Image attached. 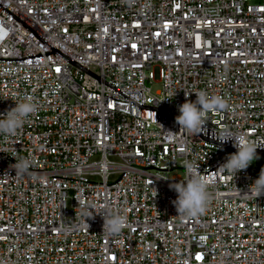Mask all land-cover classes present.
I'll return each instance as SVG.
<instances>
[{"label":"built area","instance_id":"1","mask_svg":"<svg viewBox=\"0 0 264 264\" xmlns=\"http://www.w3.org/2000/svg\"><path fill=\"white\" fill-rule=\"evenodd\" d=\"M200 92L228 107L186 133ZM26 97L37 111L0 135V264H264V0H0V117ZM223 130L261 161L218 170ZM189 164L211 193L194 217L170 188Z\"/></svg>","mask_w":264,"mask_h":264},{"label":"clouds","instance_id":"2","mask_svg":"<svg viewBox=\"0 0 264 264\" xmlns=\"http://www.w3.org/2000/svg\"><path fill=\"white\" fill-rule=\"evenodd\" d=\"M187 96V95H186ZM15 107L0 117V135L5 137L15 136L19 129L23 127L28 117L37 111V105L30 98H25L22 102L15 103ZM228 105L219 97L209 98L204 92L196 93V100H186L179 106V115L175 118L176 123L186 133L198 134L205 125L206 115L210 111L226 110ZM173 133L172 131H168ZM221 143L229 140L234 141L233 146L237 151L230 154L227 161L222 164L218 170L227 171L230 174H237L241 170H245L253 162L258 159L257 147L247 139L243 134H234L228 130H223L219 135L213 136ZM31 166V162L27 159L16 161L12 168L16 170L17 175L25 174ZM189 179L186 182H179L170 185V188L177 193V199L173 201L177 212L181 216L194 217L202 215L207 208L211 198L209 192V183L198 174V170L191 164L187 166ZM249 194L256 198L264 195V168L261 169L259 178L249 187ZM93 210V209H91ZM90 209L85 211L81 209V214L88 216ZM102 215L103 233L107 237L119 235L126 226V217L120 214H113L107 207L103 211L96 212ZM92 216H88L91 218Z\"/></svg>","mask_w":264,"mask_h":264},{"label":"rangeland","instance_id":"3","mask_svg":"<svg viewBox=\"0 0 264 264\" xmlns=\"http://www.w3.org/2000/svg\"><path fill=\"white\" fill-rule=\"evenodd\" d=\"M252 1H256V0H252ZM159 88H160V83H158V82H154L151 85V89H152L153 92L156 91V90H158ZM256 160L261 161V159L259 157Z\"/></svg>","mask_w":264,"mask_h":264},{"label":"snow or ice","instance_id":"4","mask_svg":"<svg viewBox=\"0 0 264 264\" xmlns=\"http://www.w3.org/2000/svg\"><path fill=\"white\" fill-rule=\"evenodd\" d=\"M197 46H199V45H197ZM56 71L59 72L60 70L57 68Z\"/></svg>","mask_w":264,"mask_h":264},{"label":"water","instance_id":"5","mask_svg":"<svg viewBox=\"0 0 264 264\" xmlns=\"http://www.w3.org/2000/svg\"><path fill=\"white\" fill-rule=\"evenodd\" d=\"M256 153H259V154H261V152H260V151H257V150H256Z\"/></svg>","mask_w":264,"mask_h":264}]
</instances>
